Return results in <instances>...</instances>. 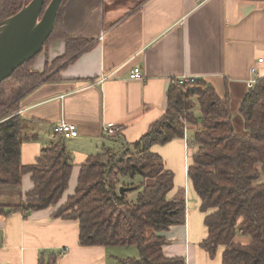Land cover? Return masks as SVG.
I'll use <instances>...</instances> for the list:
<instances>
[{
	"label": "crops",
	"instance_id": "crops-1",
	"mask_svg": "<svg viewBox=\"0 0 264 264\" xmlns=\"http://www.w3.org/2000/svg\"><path fill=\"white\" fill-rule=\"evenodd\" d=\"M104 1L66 2V34L89 44L51 72L54 80H42L20 99L18 113L32 135L20 146L22 164L35 163L54 140L55 125L74 123L78 136L64 139L73 167L57 205L0 216V264H37L49 254L56 255V264H120L123 258L109 251L115 246H82L77 221L52 216L74 192L80 165L104 147L131 144L146 133L164 114L168 89L179 77H192L212 86L217 96L240 102L251 67L256 78L264 76V0H138L120 15H115L120 3L105 11ZM64 50L63 39L52 41L31 69L41 72ZM134 67L142 79L130 78ZM108 127L115 133L107 134ZM192 130L151 147L173 173L168 197L183 191L185 200V223L163 232L162 249L167 257H184L186 264H220L223 247L210 256L201 245L207 236L204 213L187 177L197 150L190 142ZM32 186L30 173L17 186H0V204H16ZM233 240L247 244L250 238L236 234Z\"/></svg>",
	"mask_w": 264,
	"mask_h": 264
},
{
	"label": "trees",
	"instance_id": "trees-1",
	"mask_svg": "<svg viewBox=\"0 0 264 264\" xmlns=\"http://www.w3.org/2000/svg\"><path fill=\"white\" fill-rule=\"evenodd\" d=\"M23 2L0 0V21L16 13ZM61 14L44 47L63 39L64 53L50 66L47 62L41 72L31 69L36 55L12 74L13 83L0 84V186H17L25 173L33 181L16 204H0L2 217L54 208L68 187L73 163L60 135L55 134L35 163H21L20 146L32 135L27 120L18 113L26 92L42 80H54L56 75L51 72L89 44L83 37L66 34ZM167 99L162 117L138 140L121 143L116 149L104 147L86 158L74 192L52 216L76 220L82 246H136L138 257L120 259V264H186L182 256L163 253L167 243L163 232L185 223V200L183 191L168 197L173 173L151 150L153 145L182 138L184 119L193 125L190 142L197 146L187 177L204 213L207 236L202 247L214 256L222 246L220 264H264V76L238 104L242 132L233 126L228 96H217L210 85L173 80ZM130 193H135L134 199L128 198ZM236 234L249 237V242H235ZM56 260L55 254L41 255L37 264H56Z\"/></svg>",
	"mask_w": 264,
	"mask_h": 264
},
{
	"label": "water",
	"instance_id": "water-1",
	"mask_svg": "<svg viewBox=\"0 0 264 264\" xmlns=\"http://www.w3.org/2000/svg\"><path fill=\"white\" fill-rule=\"evenodd\" d=\"M63 0H24L0 21V84L38 55L50 37ZM123 190V189H122Z\"/></svg>",
	"mask_w": 264,
	"mask_h": 264
},
{
	"label": "rangeland",
	"instance_id": "rangeland-1",
	"mask_svg": "<svg viewBox=\"0 0 264 264\" xmlns=\"http://www.w3.org/2000/svg\"><path fill=\"white\" fill-rule=\"evenodd\" d=\"M138 0H105L104 1V4H103V9L106 11L107 8H108V5L113 3V4H116V3H120L122 5V7H120L115 13V15H120L122 14L127 8L133 6L134 4L137 3ZM49 45L47 46H43V49L42 51L38 54V56L40 54L43 53V51L48 47ZM37 56V57H38ZM61 56V55H60ZM60 56H57V57H60ZM56 58V57H55ZM54 58V59H55ZM52 59L50 62H48V66L51 65L52 61L54 60ZM44 70V69H43ZM42 70V71H43ZM19 74V72H18ZM14 77L12 78H8L7 81H5V83L7 84L8 82H12L14 81ZM4 84V83H3ZM6 87V85L4 86ZM235 98V96L232 98L231 102H230V105H231V109H232V112H233V126L235 128V130L237 132H242L243 131V120H242V117L238 114V110H237V106L239 104V100ZM238 102V103H237ZM197 127L199 126V124L197 123L196 124ZM188 127H193L192 124H190ZM190 132V131H189ZM135 179H140V177H136ZM135 197V193H130L128 194V198L129 199H134ZM247 237V236H246ZM109 251L114 253L116 256L120 257V258H123V259H127V258H134V257H138V249L136 246H133V245H130V246H115V247H110L109 248Z\"/></svg>",
	"mask_w": 264,
	"mask_h": 264
},
{
	"label": "built area",
	"instance_id": "built-area-1",
	"mask_svg": "<svg viewBox=\"0 0 264 264\" xmlns=\"http://www.w3.org/2000/svg\"><path fill=\"white\" fill-rule=\"evenodd\" d=\"M200 2V1H199ZM258 62H261L262 61V58H259L257 60ZM250 73L252 75V77H250L247 82H246V85L248 88H251L253 87V85L255 84L256 80L258 78H256L254 75L256 73V69L255 67H251L250 69ZM130 78L131 79H134V80H140L142 79V74H141V71H140V68L139 67H134L130 73ZM178 82L180 83H193L195 81L194 78L192 77H188V76H182V77H179L177 79ZM179 119H182L181 116H179ZM183 121V125H184V131L187 130L188 126L190 125L186 120H182ZM104 131L107 133V134H114L115 133V129L113 127H108V128H105ZM52 132L54 134H58L60 135L61 137H63L64 139L66 138H74V137H77L78 136V129H77V126L74 124V123H68V122H61L57 125H55L53 128H52Z\"/></svg>",
	"mask_w": 264,
	"mask_h": 264
},
{
	"label": "flooded vegetation",
	"instance_id": "flooded-vegetation-1",
	"mask_svg": "<svg viewBox=\"0 0 264 264\" xmlns=\"http://www.w3.org/2000/svg\"><path fill=\"white\" fill-rule=\"evenodd\" d=\"M67 1H68V0H63V1H62V6H61V8L59 9V11L62 13V14H61L62 21H63V14H64V10H65V5H66V2H67ZM48 2H49V0L45 2L44 7L46 6V4H48ZM59 11H58V12H59ZM56 18H57V17H56ZM55 21H56V20H55ZM54 24H55V23H54ZM17 75L19 76V74H16V76H17ZM18 76H17V77H18ZM6 85H7V84H6Z\"/></svg>",
	"mask_w": 264,
	"mask_h": 264
}]
</instances>
